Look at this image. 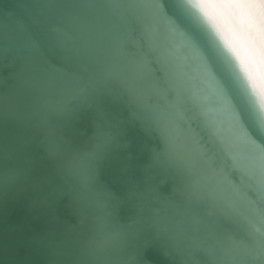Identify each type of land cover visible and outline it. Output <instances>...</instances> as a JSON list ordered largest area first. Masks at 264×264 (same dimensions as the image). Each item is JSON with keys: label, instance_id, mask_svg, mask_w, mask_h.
I'll use <instances>...</instances> for the list:
<instances>
[{"label": "snow or ice", "instance_id": "1", "mask_svg": "<svg viewBox=\"0 0 264 264\" xmlns=\"http://www.w3.org/2000/svg\"><path fill=\"white\" fill-rule=\"evenodd\" d=\"M34 3L40 34L0 13V116L26 100L60 161L42 192L68 230L98 232L94 247L117 264H150L152 251L169 264H264V80L202 0ZM64 17L83 38L50 56L45 34L66 36ZM116 160L124 175L109 181Z\"/></svg>", "mask_w": 264, "mask_h": 264}, {"label": "water", "instance_id": "2", "mask_svg": "<svg viewBox=\"0 0 264 264\" xmlns=\"http://www.w3.org/2000/svg\"><path fill=\"white\" fill-rule=\"evenodd\" d=\"M0 13L14 29L25 25L41 33L34 0H0ZM59 27L66 36L47 32L44 39L48 54L54 57L70 55L66 48L83 38L71 17H64ZM8 71L5 69V76ZM26 111L27 102L21 98L0 116V264H117L115 250L94 247L102 238L98 232L71 233L65 209L45 201L42 188L60 161L39 143L35 120L26 119ZM49 118L52 122L58 119L55 115ZM129 151L135 155V146ZM121 168L122 162L114 161L106 179L123 178ZM129 174L140 179L138 167ZM147 259L150 264H169L159 251H152Z\"/></svg>", "mask_w": 264, "mask_h": 264}, {"label": "clouds", "instance_id": "3", "mask_svg": "<svg viewBox=\"0 0 264 264\" xmlns=\"http://www.w3.org/2000/svg\"><path fill=\"white\" fill-rule=\"evenodd\" d=\"M228 48L264 80V0H202ZM213 43L221 49L220 41Z\"/></svg>", "mask_w": 264, "mask_h": 264}]
</instances>
